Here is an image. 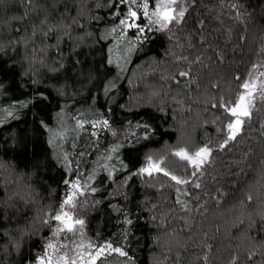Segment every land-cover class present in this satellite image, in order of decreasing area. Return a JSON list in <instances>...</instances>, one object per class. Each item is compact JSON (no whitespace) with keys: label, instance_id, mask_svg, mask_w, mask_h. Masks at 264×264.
I'll list each match as a JSON object with an SVG mask.
<instances>
[{"label":"trees","instance_id":"trees-1","mask_svg":"<svg viewBox=\"0 0 264 264\" xmlns=\"http://www.w3.org/2000/svg\"><path fill=\"white\" fill-rule=\"evenodd\" d=\"M174 7L184 16L166 28L138 11V39L111 31L127 8L114 15L110 0H0V264H36L65 180L81 185L72 210L92 244L127 253L96 264H264L260 91L220 147L234 119L220 105L249 73L264 82V0ZM44 19L58 31L43 36ZM205 145L199 171L173 155ZM149 156L188 183L140 173Z\"/></svg>","mask_w":264,"mask_h":264},{"label":"snow or ice","instance_id":"snow-or-ice-1","mask_svg":"<svg viewBox=\"0 0 264 264\" xmlns=\"http://www.w3.org/2000/svg\"><path fill=\"white\" fill-rule=\"evenodd\" d=\"M29 5L32 4V0H25ZM178 0H155L154 9L149 12V0H110V6L114 7L116 10L114 15H119L120 6H125L127 12L123 18L119 20V25L116 28L111 29L112 32L117 31V28L123 26L125 29L135 28L137 29V38L139 39L141 34L145 32V27L147 25H141L137 21L141 19V16L138 15V11L142 13L143 17L147 18L148 25H159L161 28H166L168 24L173 21L179 22V18L184 16V10L181 9L177 11L173 5H176ZM75 22V21H73ZM40 24L45 26L46 30L42 31L43 36H49L50 33L58 31L59 26L49 25L47 20H40ZM19 31V29H17ZM35 34V33H34ZM259 66L254 65L253 70H257ZM181 76L187 75V73H180ZM259 76H264V72H260ZM250 79H246L240 85L244 90L238 94V97L234 104L229 106L228 104H221L220 107L224 108L225 112L230 114L234 119L227 123V137L224 140V144L220 147L223 148L229 141L235 140L237 135L242 129L244 124V118H251L250 109L253 106V99L255 94L253 89L256 87L255 78H252V73H249ZM237 79H240L237 77ZM259 91L261 96L264 97V82H261L259 86ZM231 104V102H229ZM216 105H213L215 107ZM11 115V113H9ZM95 127V124L93 125ZM104 126L107 127V121H104ZM115 151V149H113ZM212 149L205 145L204 147L199 148L195 152L190 153L187 149L181 148L173 153V155L179 157L182 161H187L196 171L200 170L201 165L207 162L208 157L211 155ZM162 161H153L152 157H148V164L146 167L141 168L140 173H148L152 175V172H163L165 176H170L177 184L188 183L187 180H182L179 177L172 175L170 172L166 171L161 167ZM196 171L192 175H196ZM65 184H70L73 191L69 193L66 198L62 201L59 206V209L55 213H46L45 215L50 217L45 219L42 222L44 224H49L50 221L58 222L52 231L53 237H58L62 233H72L75 234L79 229L84 227V220L74 217L71 209H75L77 204V193L83 195V192H80L81 185L79 181L70 182L69 180L64 181ZM87 187V185H84ZM196 187H199L197 184ZM94 192L95 189H92ZM251 200V197L248 198ZM179 202V201H178ZM69 209V210H66ZM131 223V221H128ZM64 240L68 241L67 243H61L59 246L51 242V240L45 246V251L42 255L37 257L36 264H77L78 260L82 261L83 264H96V261L100 259L102 255L107 251L109 254L112 252L118 253L120 256H127V253L119 247H113V245L108 242L104 245L93 246L91 243L88 244L87 249L95 247V251H80L81 248H84L82 243L76 244L75 248L72 247L74 241L70 239L67 235L64 236ZM51 250V251H49ZM63 250V251H62ZM73 252L74 255H69V252ZM55 256V260H54ZM85 257L87 259H85ZM251 259V257H249Z\"/></svg>","mask_w":264,"mask_h":264},{"label":"rangeland","instance_id":"rangeland-1","mask_svg":"<svg viewBox=\"0 0 264 264\" xmlns=\"http://www.w3.org/2000/svg\"><path fill=\"white\" fill-rule=\"evenodd\" d=\"M173 7H174V5H173ZM175 8V7H174ZM154 8H151L150 6H149V12H151L152 10H153ZM145 19H146V21H147V18L146 17H144ZM138 22V21H137ZM148 23V22H147ZM169 25V24H168ZM148 26H152V27H154V26H159V25H148ZM160 27V26H159ZM255 83H256V87L253 89V92H254V94H255V97H254V99H253V102L255 101V99H256V97L258 96L257 94L259 93V84H260V82H259V80L258 81H256L255 80ZM72 191H73V189H72ZM71 191V192H72ZM80 192H81V190H80ZM79 196V192L77 193V197ZM66 210H69V209H66ZM71 212H72V214L74 215V212H73V210L71 209L70 210ZM74 217H75V215H74ZM68 237H70V239L72 240V241H74V243L72 244V247L73 248H75V246H76V244H80V243H82L83 245H84V248H81L80 249V251H85V249H87V246H88V244L89 243H91L92 244V242H91V240H90V238L87 236V234H86V230H85V227H83L82 229H79L78 228V231H77V233H75V234H72V233H65ZM64 233H62L60 236H58V237H52V239H51V242L52 243H54V244H57L58 246L61 244V243H67L68 241H66V240H64V235H65ZM93 245V244H92ZM94 246V245H93ZM88 251H95V247H93V248H91V249H87ZM49 251H51V250H49ZM63 251V250H62ZM69 255L71 256V255H74V253L73 252H69ZM85 259H87L86 257H85ZM54 260H55V256H54ZM77 264H83V262L82 261H79L78 260V262H77Z\"/></svg>","mask_w":264,"mask_h":264}]
</instances>
